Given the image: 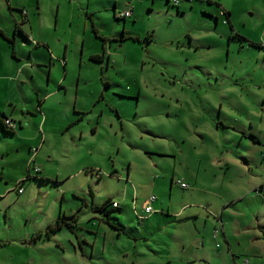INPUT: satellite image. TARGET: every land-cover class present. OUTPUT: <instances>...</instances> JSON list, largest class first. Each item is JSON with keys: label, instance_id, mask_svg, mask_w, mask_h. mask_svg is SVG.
<instances>
[{"label": "rangeland", "instance_id": "1", "mask_svg": "<svg viewBox=\"0 0 264 264\" xmlns=\"http://www.w3.org/2000/svg\"><path fill=\"white\" fill-rule=\"evenodd\" d=\"M212 1L249 40L232 38L207 1L0 0V64L24 69L19 80L0 70V120L19 97V115L36 116L14 132L0 121V264H201L189 258L193 239L227 250L222 221L237 264H264V49L251 45L264 44V0ZM21 13L31 38L16 29ZM77 107L87 118L69 128ZM103 110L113 121L122 112L124 126L95 129ZM130 163L135 187L126 182ZM226 192L234 205L221 218L216 193ZM151 195L158 211L143 219ZM109 200L122 204L111 225L94 209ZM179 211L199 218L179 223ZM59 215L78 223L48 235Z\"/></svg>", "mask_w": 264, "mask_h": 264}, {"label": "crops", "instance_id": "2", "mask_svg": "<svg viewBox=\"0 0 264 264\" xmlns=\"http://www.w3.org/2000/svg\"><path fill=\"white\" fill-rule=\"evenodd\" d=\"M199 1H201L205 5H207V3L205 2L207 0H199ZM210 5L211 4L208 3V6H210ZM221 6L224 8V6L222 4H221ZM23 27H25L24 24H23L22 28ZM23 31H24L25 34H27L29 36V38H31V36L28 34V31H26L24 28H23ZM239 33L241 35H243L241 32H239ZM243 36H245V35H243ZM246 40H249V39L247 38ZM38 45L39 44L37 43L36 46H38ZM13 56L15 58L17 57L16 50L13 52ZM32 62L35 63L36 61H33L32 60ZM3 67L6 68V69L10 68V69L16 71V75L13 78H16L17 80H19L21 78V74L24 71L23 66L19 65L18 63H12V62L5 63L4 62V63H1L0 64V70H3L4 69ZM3 74H1L2 77H6V76L12 77V75H3ZM61 87L62 86L60 84H58V90ZM55 91H56V89L53 92H55ZM14 102L16 103V105H15L16 107H15V109L12 110L11 114L7 113V111L5 109H2L1 113H2L3 116L5 115V116H7L9 118H12L13 120H15L17 122L18 128L20 127V128L23 129V122H24V120L27 119V121L29 122V120L32 117H36V116H33L34 114L31 113L29 110H27L26 112H23L22 114H20V115H22V117H21L19 115V113H18L19 110L17 108V107H19L18 103L21 104V98L19 97V98L14 99ZM75 102H77V99H76ZM0 107H2V105H0ZM41 109H42V107H40V110ZM77 110H78V111H76L77 112V115L75 117H73V119H70L69 123H67V125H69V128L74 127V126H81V123L83 122V120L87 118L86 117V113H87V111H89L87 109V107H77ZM116 114H117L118 119H114V121L119 120L120 123H121V125L124 126V118H123L122 112L119 111V113L116 112ZM105 115L106 114H105L104 110L101 111L99 117L96 119V125H95L94 128L96 129L97 126H98V124H103V122L105 121L107 124H110L111 128H114L115 129V132H117V129L115 127L116 126V122H114L113 120H111L112 118H109V117L106 118ZM30 116H32V117H30ZM102 117H104L105 119H102ZM223 126H224V124H223ZM18 128H16L13 131H17ZM224 128H226V127L224 126ZM250 132H252V131H250ZM78 133H79L80 137L83 138V136H84L83 129H79L76 135H78ZM250 136L253 137L252 135H250ZM73 139H75V136H73ZM76 145L78 146V144H76ZM91 152H92V149H91ZM37 156H38V154H36L35 159H37ZM115 161H116L115 162V165H114L115 167L113 168V170H116V172H117V167H118L117 166V162L118 161H117V159ZM181 164H183L182 161H181ZM213 164L223 165V169H227L230 166V161H229V159H224L222 161V159L216 158V159L213 160ZM193 166H195V165H193ZM113 176L114 177H117L118 179H123V177H124L123 175H121V174L118 175L117 173H113ZM126 177H127L126 182L128 184L131 183V185L134 186V187H135V182H138V180L140 178L138 171L135 169V167L131 163H130L129 167L126 170ZM195 177L198 178L199 177V174H197ZM182 178H183L182 180L188 184V187H186L184 189L191 188V182H190V180L188 178H185V177H182ZM128 189H129V186H127V191H128ZM259 189L261 190V193H262L263 192V185H261ZM22 192H24V191H22ZM22 192H19V193H22ZM188 193H190L191 195H196V189H192ZM216 194L219 196V198H222L223 199L224 207H223V211L221 212L220 217L221 218H224L225 209H227L228 207L234 205L233 199L235 198V195H233L232 192H226L225 194H222V193H216ZM157 199H158V197H157ZM115 202H117V201H115ZM117 203H119L120 206H122V204L120 202H117ZM211 205H212V203H210V206ZM154 210L157 213L158 209L157 208H154ZM155 212H153V213H155ZM205 212L209 216H211V214H212L208 210H206ZM136 213H138V211H136ZM175 217L177 218L176 221L179 222V223L180 222H182V223L183 222H187L189 220L197 221L198 218H199V213L198 212H191V213H189V215L187 217H183L181 211H179V212L176 213V216ZM208 217H206V218H208ZM147 218H150V215L148 217L147 216L144 217L143 219H147ZM139 219H141V218H139ZM208 222H209V220L206 221V224H208ZM222 224H223L222 225V228H223L222 229V233L224 235L225 241L227 242L228 249L227 250L226 249H222V246L218 244L219 245V248H217L218 250L217 251H214V252H211V251L205 249V247L207 245V242H208L207 241V238L204 237V236H202V237L195 236V238L193 239V241H196L197 251L192 250L191 254H189V258L190 259L194 258L195 261H199L201 264H233L232 263V260H233L234 264L238 263L237 258H239V257L236 256V253L233 250V245L231 243L232 237L229 234H227V232H226V222L225 221H222ZM195 225H196V222H195ZM219 234H220V231L217 232V235H216V238L217 239L219 238ZM181 240L183 241V250H185L186 249V246H187L186 239H181ZM201 242H202L203 249L202 250H199L200 249L199 246H200V243ZM212 242H214V241H212ZM218 243H220V242H218ZM166 264H169V262H167Z\"/></svg>", "mask_w": 264, "mask_h": 264}, {"label": "trees", "instance_id": "3", "mask_svg": "<svg viewBox=\"0 0 264 264\" xmlns=\"http://www.w3.org/2000/svg\"><path fill=\"white\" fill-rule=\"evenodd\" d=\"M170 1V3H171V1L172 0H169ZM174 1V3L175 4H177V6H178V4H179V2H180V0H173ZM207 3H209V4H215V5H217V7H220L221 9H220V15L221 16H223L224 17V21L225 22H227V23H229V25H230V28H231V32H232V34H231V37L232 38H236V39H239V41H244V40H246L247 38L245 37V36H243V35H241L238 31H236L235 30V27H234V24H233V21H232V13L230 12V11H228L227 9H224L222 6H221V3L220 2H218V1H212V0H207ZM26 16V15H25ZM212 17H214V15H212ZM26 19V18H25ZM215 20H216V22L218 23L219 22V20H220V16L219 15H215ZM25 23H27V19L24 21V24ZM23 31V30H22ZM24 32V31H23ZM0 33H2L1 32V30H0ZM25 34V33H24ZM2 35H4V34H2ZM5 36V35H4ZM25 36L27 37V38H29V36L27 35V34H25ZM10 42H12V45H14V41H13V39H11L10 37H6ZM251 45L252 46H254V47H256V48H258V49H264V44H259V43H255V42H251ZM92 59H94V60H96V61H101V58H100V56H97V55H95V56H92ZM4 117H5V115H4ZM5 118H7V116L5 117ZM1 121V126L3 127V129H5V130H7V131H10V132H14L13 130H11V129H8L6 126H5V124H4V122H3V120H0ZM217 124H220V122H218ZM223 125V124H222ZM41 172V171H40ZM29 178V177H28ZM28 178H26V179H23L22 180V182H24L25 180H27ZM19 185H21L22 186V184H20L19 183ZM23 187V186H22ZM183 188H186V187H183ZM111 204V209H108L107 208V206H108V204ZM114 203H115V201H111V200H109V201H106L105 203H103V204H101V205H98V206H95L94 207V209H95V211H100L101 212V216H104L105 218H104V220L108 223V224H112L111 223V221H112V219H111V217H110V213L112 212V211H114L115 209H121V206H120V204L118 203V205L116 206V205H114ZM97 211V212H98ZM99 212V213H100ZM78 219H79V217H77V216H73V217H71V220H68V216L67 215H63V216H58V218H57V220L54 222V223H51L49 226H48V229H47V234L48 235H50L51 233H54V232H56V231H58L59 229H61V228H63V227H65V226H67V227H73V225L74 226H76L77 225V223H78ZM122 228H125V227H122ZM120 229V228H119ZM121 231H125V229H120V232ZM244 260H247L248 261V259H243L242 261H241V263L240 264H243V262H244ZM248 263H249V261H248ZM247 263V264H248ZM237 264V263H236Z\"/></svg>", "mask_w": 264, "mask_h": 264}, {"label": "built area", "instance_id": "4", "mask_svg": "<svg viewBox=\"0 0 264 264\" xmlns=\"http://www.w3.org/2000/svg\"><path fill=\"white\" fill-rule=\"evenodd\" d=\"M131 15H132V11H131V10H128V11H126L125 13H122V14L120 15V17H122V18H127V17H130ZM3 122H4L5 126H6L8 129L15 130V129L18 127L17 122H16L15 120H13L12 118H9V117L4 118V119H3ZM36 151H37V149H35V152H36ZM34 169H35L37 172H40V171H41V169H40L39 167H35ZM177 183L180 184L182 187H188V184H187L186 182H183V181L180 180V179L177 180ZM22 191H23V187H22L21 185H18V192H22ZM258 191H259V193H261V190H260V189H259ZM156 200H157V196H156V195H151V196L149 197V199H148V204H147V206L145 207V213H146V214L151 215L153 212H155V210H154V208H153V206H152V203H154ZM114 205L117 206L118 203L115 202ZM148 215H145V217L148 216ZM142 218H144V217H142ZM217 232H218V231H216V234H215V235H217ZM247 263H248V261H247V260H244L243 264H247Z\"/></svg>", "mask_w": 264, "mask_h": 264}, {"label": "flooded vegetation", "instance_id": "5", "mask_svg": "<svg viewBox=\"0 0 264 264\" xmlns=\"http://www.w3.org/2000/svg\"><path fill=\"white\" fill-rule=\"evenodd\" d=\"M21 14H22V16L24 17V19L21 21V23L18 22L16 29H21V30H23V29H22V26H23L24 21H25L26 19H25V15H23V13H21ZM96 30H97V29H96ZM96 30H95V31H96ZM96 33H98V32L96 31ZM94 56H95V55H94ZM97 56H100L101 61L103 60V56H101V55H97Z\"/></svg>", "mask_w": 264, "mask_h": 264}, {"label": "bare ground", "instance_id": "6", "mask_svg": "<svg viewBox=\"0 0 264 264\" xmlns=\"http://www.w3.org/2000/svg\"><path fill=\"white\" fill-rule=\"evenodd\" d=\"M5 117H6V116H5ZM5 117H4V118H5ZM17 128H18V127H17ZM32 163H33V162H32ZM34 165H35V164H34Z\"/></svg>", "mask_w": 264, "mask_h": 264}, {"label": "clouds", "instance_id": "7", "mask_svg": "<svg viewBox=\"0 0 264 264\" xmlns=\"http://www.w3.org/2000/svg\"><path fill=\"white\" fill-rule=\"evenodd\" d=\"M19 185V184H18Z\"/></svg>", "mask_w": 264, "mask_h": 264}]
</instances>
